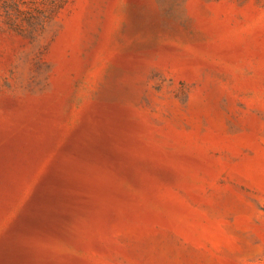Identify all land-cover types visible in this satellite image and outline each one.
Returning a JSON list of instances; mask_svg holds the SVG:
<instances>
[{
	"label": "rangeland",
	"instance_id": "obj_1",
	"mask_svg": "<svg viewBox=\"0 0 264 264\" xmlns=\"http://www.w3.org/2000/svg\"><path fill=\"white\" fill-rule=\"evenodd\" d=\"M0 264H264V0H0Z\"/></svg>",
	"mask_w": 264,
	"mask_h": 264
}]
</instances>
